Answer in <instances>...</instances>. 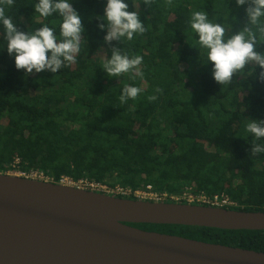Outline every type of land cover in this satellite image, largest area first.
<instances>
[{
  "label": "trees",
  "instance_id": "trees-1",
  "mask_svg": "<svg viewBox=\"0 0 264 264\" xmlns=\"http://www.w3.org/2000/svg\"><path fill=\"white\" fill-rule=\"evenodd\" d=\"M37 2L14 0L6 14L20 31L47 24L59 38L61 17H40ZM125 2L129 11H139L147 31L132 41L107 44L106 29L98 27L107 22L97 19L107 0H71L82 18L84 37L76 62L58 73L17 70L0 24V173L38 171L54 183L84 179L131 192L150 186V191L166 194L164 202L188 203L183 198L187 194L225 196L233 205L223 208L264 212V153L251 154L253 141L245 130L249 119L264 120L261 69L250 65L230 85L218 84L189 24L193 11H205L210 21L228 29L230 38L251 27L249 5L173 0L168 7L166 0H154L151 6L134 0L137 8L133 0ZM112 47L143 57V79L108 77L102 65L111 58ZM254 50L264 53V41ZM125 85L142 92L121 104ZM151 95L157 99L150 102ZM128 225L264 253V230Z\"/></svg>",
  "mask_w": 264,
  "mask_h": 264
},
{
  "label": "water",
  "instance_id": "water-1",
  "mask_svg": "<svg viewBox=\"0 0 264 264\" xmlns=\"http://www.w3.org/2000/svg\"><path fill=\"white\" fill-rule=\"evenodd\" d=\"M128 224L264 230V212L109 195L0 173V264H264V253Z\"/></svg>",
  "mask_w": 264,
  "mask_h": 264
},
{
  "label": "clouds",
  "instance_id": "clouds-1",
  "mask_svg": "<svg viewBox=\"0 0 264 264\" xmlns=\"http://www.w3.org/2000/svg\"><path fill=\"white\" fill-rule=\"evenodd\" d=\"M134 5L138 8L133 0ZM146 6L154 4V0H143ZM173 0H166V6L171 7ZM237 5L249 6L246 14L251 27H246L240 32L227 35L224 25L213 23L205 11H193L189 20L192 31L197 35L198 48L206 50L207 62L213 65V78L218 83L228 86L233 82L235 74H243L250 65L259 66L261 72L258 78L264 81V53L254 49L259 41H264V0H236ZM14 6V0H0V24L5 30L7 52L15 58L17 70H24L26 75L49 71L58 73L63 67L76 62V55L80 52L83 33L85 31L82 18L73 8L71 0H38L34 5L35 12L40 17L48 18L53 14L61 17L59 38L54 28L47 24L35 31H20L12 16L6 14V9ZM125 0H107L104 14L97 19L106 21L98 27L107 34L104 41L122 42L123 39L132 41L135 36L143 35L147 28L141 21L139 11H129ZM256 29L254 31L253 29ZM259 32V38L257 36ZM143 57L140 55L129 56L121 49L112 47L111 58L106 59L102 65L109 78L129 74L131 79H143L144 73L140 68ZM142 89L125 85L119 101L126 104L129 99L136 100ZM156 92H162L157 88ZM151 102L157 99L156 95L148 96ZM246 132L251 135L253 156L264 153V144L257 143L264 139V120H252L246 124Z\"/></svg>",
  "mask_w": 264,
  "mask_h": 264
},
{
  "label": "built area",
  "instance_id": "built-area-1",
  "mask_svg": "<svg viewBox=\"0 0 264 264\" xmlns=\"http://www.w3.org/2000/svg\"><path fill=\"white\" fill-rule=\"evenodd\" d=\"M22 176L29 177L32 179L48 181V178L44 176L43 173L38 172V171H32L29 174L27 175L23 174ZM60 184L71 186V187H77L81 189H86V190L103 192V193L111 194L114 196L133 195L136 199L148 200V201H154V202H164L167 198L166 194H157L155 192L150 191L151 189L150 186H147L145 190H136V191L131 192L128 188H123L119 185H116L114 187H109L107 185L98 184L93 181H88L84 179H81L78 181H72L69 178H63L60 181ZM188 197H189V200H187L185 196V200L188 203L196 202L202 205L215 206V207L233 205V202H231L225 196H214L212 199H210L204 195L193 196L190 194ZM170 199L174 201L177 200L174 196L170 197Z\"/></svg>",
  "mask_w": 264,
  "mask_h": 264
},
{
  "label": "rangeland",
  "instance_id": "rangeland-1",
  "mask_svg": "<svg viewBox=\"0 0 264 264\" xmlns=\"http://www.w3.org/2000/svg\"><path fill=\"white\" fill-rule=\"evenodd\" d=\"M8 174H11V175H23V174H21V173H19V172H8ZM107 194V193H106ZM109 195H111V194H109ZM190 194H187L186 195V198H187V200H189V196ZM114 196V195H113ZM177 200H179L180 198L179 197H175ZM183 198H185V196H183Z\"/></svg>",
  "mask_w": 264,
  "mask_h": 264
}]
</instances>
